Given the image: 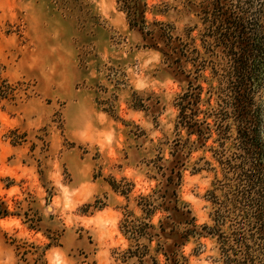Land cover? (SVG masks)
Masks as SVG:
<instances>
[{
    "label": "rangeland",
    "instance_id": "374dc122",
    "mask_svg": "<svg viewBox=\"0 0 264 264\" xmlns=\"http://www.w3.org/2000/svg\"><path fill=\"white\" fill-rule=\"evenodd\" d=\"M145 1L150 22H195L187 0ZM184 85L116 0H0V203L11 212L0 216V264L136 263L122 259L136 248L122 226L149 222L140 198L163 186ZM212 145L192 152L178 189L198 228L212 224L207 193L221 177ZM140 243L166 262L156 239ZM178 249L179 264H223L211 236Z\"/></svg>",
    "mask_w": 264,
    "mask_h": 264
},
{
    "label": "trees",
    "instance_id": "16d2710c",
    "mask_svg": "<svg viewBox=\"0 0 264 264\" xmlns=\"http://www.w3.org/2000/svg\"><path fill=\"white\" fill-rule=\"evenodd\" d=\"M116 3L144 46L160 51L173 77L185 84L175 99L178 138L172 158L159 166L163 186L156 197L140 198L149 222L124 220L123 232L136 248H128L122 259L160 264L140 243L147 238L158 241L156 253L164 255V264H179L178 248L194 234L216 239L223 264H264V0H187L185 11L196 19L182 31L172 22H150L145 0ZM209 140L216 144L208 150L218 165L211 168L221 177L216 175L207 193L212 224L198 228L191 210L179 205L178 189L187 159ZM157 210L167 213L158 227L150 223ZM10 213L0 203V216Z\"/></svg>",
    "mask_w": 264,
    "mask_h": 264
}]
</instances>
